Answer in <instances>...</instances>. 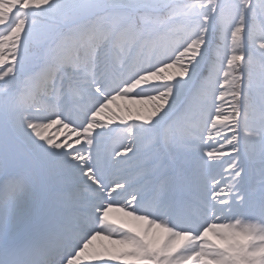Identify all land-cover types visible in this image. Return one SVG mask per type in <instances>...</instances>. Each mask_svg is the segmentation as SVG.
Returning a JSON list of instances; mask_svg holds the SVG:
<instances>
[{
  "label": "snow or ice",
  "instance_id": "snow-or-ice-1",
  "mask_svg": "<svg viewBox=\"0 0 264 264\" xmlns=\"http://www.w3.org/2000/svg\"><path fill=\"white\" fill-rule=\"evenodd\" d=\"M0 264H264V0H0Z\"/></svg>",
  "mask_w": 264,
  "mask_h": 264
},
{
  "label": "rangeland",
  "instance_id": "rangeland-1",
  "mask_svg": "<svg viewBox=\"0 0 264 264\" xmlns=\"http://www.w3.org/2000/svg\"><path fill=\"white\" fill-rule=\"evenodd\" d=\"M48 134L57 135V129L56 128L49 129ZM66 135H67V130H62V133L59 135V139H64Z\"/></svg>",
  "mask_w": 264,
  "mask_h": 264
},
{
  "label": "bare ground",
  "instance_id": "bare-ground-1",
  "mask_svg": "<svg viewBox=\"0 0 264 264\" xmlns=\"http://www.w3.org/2000/svg\"><path fill=\"white\" fill-rule=\"evenodd\" d=\"M112 215H113L114 217H119L120 214H119V213H113Z\"/></svg>",
  "mask_w": 264,
  "mask_h": 264
}]
</instances>
